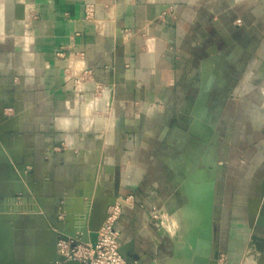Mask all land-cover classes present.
I'll return each mask as SVG.
<instances>
[{
  "label": "crops",
  "instance_id": "crops-1",
  "mask_svg": "<svg viewBox=\"0 0 264 264\" xmlns=\"http://www.w3.org/2000/svg\"><path fill=\"white\" fill-rule=\"evenodd\" d=\"M89 176L91 229L132 199L127 264H188L189 234L264 264V0H0V264H42Z\"/></svg>",
  "mask_w": 264,
  "mask_h": 264
},
{
  "label": "built area",
  "instance_id": "built-area-1",
  "mask_svg": "<svg viewBox=\"0 0 264 264\" xmlns=\"http://www.w3.org/2000/svg\"><path fill=\"white\" fill-rule=\"evenodd\" d=\"M87 18L91 15V9H87ZM71 78L76 84L77 89H84L86 85L93 82L92 71L89 69H81L74 74L69 72ZM93 105L97 104L99 98L105 93L106 89L98 84L93 86ZM16 199H19L17 196ZM132 199L118 198L113 205L109 206L106 210V217L97 231L96 241L93 245L76 244L71 246V242L57 241L55 249L56 254L65 259V263L77 264H127L126 259L120 252L118 243V232L116 224L121 216L122 210L125 207H131ZM59 219H63L62 216ZM137 264V263H133Z\"/></svg>",
  "mask_w": 264,
  "mask_h": 264
},
{
  "label": "water",
  "instance_id": "water-1",
  "mask_svg": "<svg viewBox=\"0 0 264 264\" xmlns=\"http://www.w3.org/2000/svg\"><path fill=\"white\" fill-rule=\"evenodd\" d=\"M97 169H93L92 172H96ZM96 174V173H95ZM94 177L89 176L87 182L85 183V187H82L81 192L77 196V201L78 208L76 212L70 213L69 211V204L64 203L62 205L61 211L57 213V220L61 223L62 227L59 229L54 230V235H55V244L53 247V250L45 255L42 264H77V263H65V259L63 257H60L56 254V243L57 241L61 240L64 242H71L72 245L74 246L76 244H88L90 243L93 245L96 241L97 237V231L99 230H93L91 229L89 225V218H90V212H91V206H92V196L93 194L91 191H86L87 185L90 183V186L93 187L92 184V179ZM95 179V178H94ZM20 178L18 176L13 177V195L8 197L7 199L4 200V211L3 214H19L24 211V207L26 205L25 201L18 203L17 202V196L18 194H22L21 189L19 188V183H20ZM213 190V185L212 183L207 184L205 186V191L208 193H211ZM117 200V197L110 198L105 207V217H106V210L109 206L113 205V203ZM62 216L63 219H59V217ZM104 217V219H105ZM119 243V240H118ZM120 252L122 256L126 259V253L123 251L120 243ZM211 260L212 264H214L215 260H217V256L211 255ZM137 264H141L138 262H135ZM159 264V263H157Z\"/></svg>",
  "mask_w": 264,
  "mask_h": 264
},
{
  "label": "rangeland",
  "instance_id": "rangeland-1",
  "mask_svg": "<svg viewBox=\"0 0 264 264\" xmlns=\"http://www.w3.org/2000/svg\"><path fill=\"white\" fill-rule=\"evenodd\" d=\"M196 221V220H195ZM198 225V224H197ZM196 225V227H197ZM194 233L196 231V233L198 232V228H193ZM177 238L180 239V236ZM207 239V238H206ZM181 241V245H178L179 248H181V246H183V252L184 255H186V259H187V263L188 264H212V260H211V250L208 246L207 243H202L201 241L202 236H198L196 238V234H192V235H186L184 236V240L180 239ZM201 242V243H200ZM173 260L168 261L167 263L165 262L164 264H172ZM176 263L175 261L173 262V264ZM182 264H186L182 263Z\"/></svg>",
  "mask_w": 264,
  "mask_h": 264
}]
</instances>
